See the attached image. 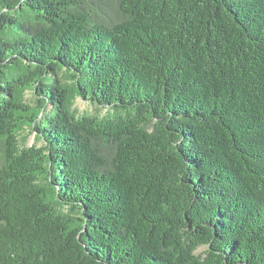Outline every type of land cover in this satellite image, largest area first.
Returning a JSON list of instances; mask_svg holds the SVG:
<instances>
[{
  "label": "trees",
  "instance_id": "trees-1",
  "mask_svg": "<svg viewBox=\"0 0 264 264\" xmlns=\"http://www.w3.org/2000/svg\"><path fill=\"white\" fill-rule=\"evenodd\" d=\"M0 264H264V0H0Z\"/></svg>",
  "mask_w": 264,
  "mask_h": 264
},
{
  "label": "rangeland",
  "instance_id": "rangeland-1",
  "mask_svg": "<svg viewBox=\"0 0 264 264\" xmlns=\"http://www.w3.org/2000/svg\"><path fill=\"white\" fill-rule=\"evenodd\" d=\"M26 98L28 101L31 100V96L30 94L26 95ZM73 110L76 111V113L78 115H82V114H99V115H103L105 114V110H99L97 109L95 106H93L91 103L87 102V101H83L79 98H77L74 101V105H73ZM33 145H35L36 147L40 148L42 146V143H37V139H36V133H32L29 134L27 136V139L25 141L24 146L25 147H32ZM202 252V249H199L197 251V253Z\"/></svg>",
  "mask_w": 264,
  "mask_h": 264
}]
</instances>
